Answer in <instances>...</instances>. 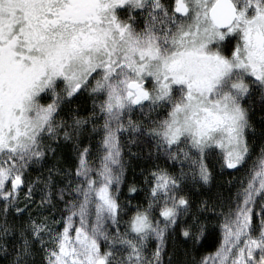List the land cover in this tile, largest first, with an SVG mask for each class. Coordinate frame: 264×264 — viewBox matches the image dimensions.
<instances>
[{
  "label": "snow or ice",
  "instance_id": "1",
  "mask_svg": "<svg viewBox=\"0 0 264 264\" xmlns=\"http://www.w3.org/2000/svg\"><path fill=\"white\" fill-rule=\"evenodd\" d=\"M0 264H264V0H0Z\"/></svg>",
  "mask_w": 264,
  "mask_h": 264
},
{
  "label": "trees",
  "instance_id": "2",
  "mask_svg": "<svg viewBox=\"0 0 264 264\" xmlns=\"http://www.w3.org/2000/svg\"><path fill=\"white\" fill-rule=\"evenodd\" d=\"M44 102H47V99ZM251 102L253 106L251 118L253 120L254 125L258 129L260 127L259 121L262 115L260 111L261 103H260L259 94L254 95L251 98ZM72 106H81L83 109L90 110L92 104L90 100L85 103L84 98L78 97L76 100L73 101ZM80 114L86 115V112L82 111ZM61 115L63 116L64 113L62 112ZM133 119H137V116H133ZM136 151L137 149H133V152ZM144 151L147 154L148 149L145 148ZM125 159L127 160L128 157H126ZM154 163H158L161 166H165V167L167 166V164L163 160H145V159L132 160L131 164L126 166L127 167V171L125 173L126 181L121 186L120 198L122 201L123 200L131 201L132 205L143 202L144 193L140 192L139 195L135 193H129L127 186L128 184H136L137 186H141L144 179V177L141 175L142 169L149 168ZM246 167L247 166H245V168H239L238 166V170H234V169H228L227 167L221 169L219 165H216L214 168V176L212 182L209 185H206L204 189H202L201 191L211 196H215L216 193H222L224 196H227L230 193L229 184L232 187V184L235 183V180L246 170ZM31 175L34 178L37 175L36 171L33 170ZM35 200L38 201L37 198H35ZM34 208L35 206H33V209ZM43 215H51V213L44 212ZM220 238H221L220 232L216 225L214 226V230L212 234L209 235L207 239H205L198 246L197 253L199 254V253L214 252L216 247L220 243ZM165 259H167V257H165Z\"/></svg>",
  "mask_w": 264,
  "mask_h": 264
},
{
  "label": "rangeland",
  "instance_id": "3",
  "mask_svg": "<svg viewBox=\"0 0 264 264\" xmlns=\"http://www.w3.org/2000/svg\"><path fill=\"white\" fill-rule=\"evenodd\" d=\"M165 2L166 3H171L172 2V0H165ZM47 99V98H46ZM42 102H44V101H42ZM245 175H246V170L235 180V183H233L232 184V187L230 186V184H229V189H230V192H232V193H234L235 191H236V189H237V187H239V180L240 179H242V178H244L245 177ZM232 182H234V181H232ZM231 182V183H232ZM122 186V185H121ZM35 198H37L38 200L40 199V197H39V195H36L35 196ZM217 228L219 229V232H220V237H221V230H220V228H219V226L217 225Z\"/></svg>",
  "mask_w": 264,
  "mask_h": 264
}]
</instances>
